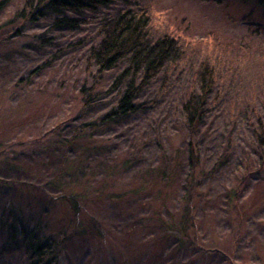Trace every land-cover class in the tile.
Returning a JSON list of instances; mask_svg holds the SVG:
<instances>
[{"label":"rangeland","instance_id":"1","mask_svg":"<svg viewBox=\"0 0 264 264\" xmlns=\"http://www.w3.org/2000/svg\"><path fill=\"white\" fill-rule=\"evenodd\" d=\"M129 4L148 13L149 38L171 36L184 55L139 93L140 111L115 122L100 120L115 108L112 84L127 63L103 73L89 63L94 16L69 31L53 29L46 12L29 20L23 0L0 14V220L11 206L29 216L52 252L61 248L48 264H264V167L241 182L259 154L254 121L242 115L264 101V6ZM202 65L215 74L198 138L204 201L195 214L199 246L184 249L158 222L178 212L188 173L180 103L196 91ZM80 190L73 216L59 197ZM4 234L0 264L44 263Z\"/></svg>","mask_w":264,"mask_h":264},{"label":"trees","instance_id":"2","mask_svg":"<svg viewBox=\"0 0 264 264\" xmlns=\"http://www.w3.org/2000/svg\"><path fill=\"white\" fill-rule=\"evenodd\" d=\"M9 1L0 0V14ZM258 4L264 6V0H258ZM23 11L32 21L44 12L51 14V27L56 30L75 31L80 28L83 18L94 16L97 19L98 39L88 51L89 63L98 73L114 70L121 63H127V67L113 81L112 88L118 89L119 95L115 108L101 118L103 122H115L140 111L143 107L136 104L139 93L183 59L184 53L177 39L168 35L156 39L148 37V13L133 9L129 0H23ZM196 78V91L189 92L180 103L188 168L183 178L181 201L176 215H167L165 220L158 222L164 235L174 238L175 243L184 249H197L199 246L195 214L204 201L202 183L206 174L202 168L198 138L215 88L214 70L202 65ZM82 99L84 104L89 103L88 95ZM248 117L254 121L251 137L259 154L256 169L253 172L246 171L242 183L247 182L254 173H260L264 167V101L257 112L242 115L245 120ZM165 174L168 173L164 171L161 180H165ZM0 185L7 183L0 180ZM59 199L71 209L74 216L84 200L83 190L63 194ZM28 217L22 216L16 206H11L4 214L6 221L0 220V232L10 239L19 240L22 248L34 255L35 261H43V264H48V260L56 262L61 248H58L57 254L52 252L51 238L40 236L36 232L37 226H32ZM60 245L61 240L58 247Z\"/></svg>","mask_w":264,"mask_h":264}]
</instances>
